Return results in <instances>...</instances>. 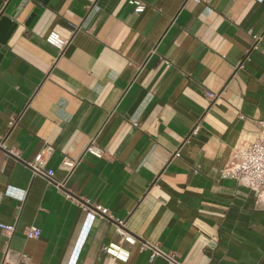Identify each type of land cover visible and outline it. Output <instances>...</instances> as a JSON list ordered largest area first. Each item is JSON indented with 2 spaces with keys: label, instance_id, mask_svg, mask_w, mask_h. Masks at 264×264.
I'll return each instance as SVG.
<instances>
[{
  "label": "crops",
  "instance_id": "0c3cea01",
  "mask_svg": "<svg viewBox=\"0 0 264 264\" xmlns=\"http://www.w3.org/2000/svg\"><path fill=\"white\" fill-rule=\"evenodd\" d=\"M144 1L56 0L26 26L29 2L17 18L0 60V222L15 227L0 264H264V192L222 174L264 123V0ZM39 153L63 180L79 160L64 189L34 175Z\"/></svg>",
  "mask_w": 264,
  "mask_h": 264
},
{
  "label": "built area",
  "instance_id": "2783aa9c",
  "mask_svg": "<svg viewBox=\"0 0 264 264\" xmlns=\"http://www.w3.org/2000/svg\"><path fill=\"white\" fill-rule=\"evenodd\" d=\"M134 6L136 13H143L147 8V3L144 0H127ZM196 2H201V0H195ZM256 40H259L260 37L255 36ZM46 42L53 46L59 53L63 52L68 46L70 40L64 37L57 30H51L45 38ZM168 63V62H167ZM169 64V63H168ZM203 93L206 97L211 100H215L218 94L205 88ZM241 118H244V115H240ZM15 120L11 122L13 126ZM261 128L258 131L256 138L253 140H242L236 144L233 149L231 156L223 169V177L233 178L242 183H245L250 189L255 191L257 194L264 192V123L260 122ZM6 149L4 143H0V151ZM87 152H90L98 157H100L101 151L91 143L87 147ZM180 149L176 151L175 155L180 156ZM28 165L31 167L34 175H39L47 179L48 182L56 185L58 188L64 189L66 180L71 177L73 172L79 165V160L72 159L68 156L64 157L60 164V168L67 171L66 179H58L54 169L47 168L46 162L43 153L36 155L32 162H28ZM70 196V193L68 194ZM99 209H101L99 207ZM105 211V210H104ZM0 229L6 232L9 235H12L15 231L13 225H7L0 222ZM27 238H37L40 235V229L35 226L28 227L26 229ZM127 243H135V238L129 234L125 236ZM105 252L113 255L121 260H127L129 255L128 252L123 249L118 244H110L105 247ZM154 253H158L155 250ZM174 263L178 264L173 260Z\"/></svg>",
  "mask_w": 264,
  "mask_h": 264
},
{
  "label": "water",
  "instance_id": "95a60500",
  "mask_svg": "<svg viewBox=\"0 0 264 264\" xmlns=\"http://www.w3.org/2000/svg\"><path fill=\"white\" fill-rule=\"evenodd\" d=\"M55 1L56 0H21L11 13H7L12 0H0V60L6 50L5 46L8 40L18 27L16 20L26 5L29 2L34 4V8L25 23V25L28 26L43 6L53 5Z\"/></svg>",
  "mask_w": 264,
  "mask_h": 264
}]
</instances>
